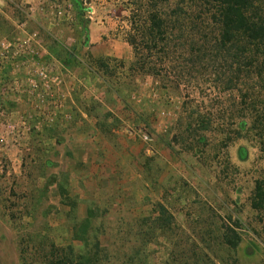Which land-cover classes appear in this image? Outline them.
Instances as JSON below:
<instances>
[{
	"label": "rangeland",
	"instance_id": "obj_1",
	"mask_svg": "<svg viewBox=\"0 0 264 264\" xmlns=\"http://www.w3.org/2000/svg\"><path fill=\"white\" fill-rule=\"evenodd\" d=\"M51 1L63 13L48 20L0 0V37L14 39L15 24L27 19L47 52L42 63L61 79L37 117L24 84L0 96L14 114L0 118V264H41L34 248L69 242L89 208L97 226L113 231L136 229L135 219L161 207L186 236L195 228L220 234L228 216L239 219L236 251L217 237L198 240L216 247L218 259L263 263L264 222L250 204L264 176L259 62L217 50L209 32L184 29L169 57L153 58L155 78L135 66L127 41L147 0ZM176 2L161 0V12ZM188 17L178 18L183 28ZM167 245L160 238L150 246L151 264Z\"/></svg>",
	"mask_w": 264,
	"mask_h": 264
},
{
	"label": "trees",
	"instance_id": "obj_2",
	"mask_svg": "<svg viewBox=\"0 0 264 264\" xmlns=\"http://www.w3.org/2000/svg\"><path fill=\"white\" fill-rule=\"evenodd\" d=\"M160 4L161 0H147L144 12L137 11V17L131 22L133 31L127 41L134 48L135 66H140L138 68L143 73L158 78L157 62L153 58L161 61L170 50L176 49L184 36L183 30L194 28L214 35L217 50L232 49L233 56L244 55L250 64L258 61L259 70H264V0H178L169 12H161ZM185 14H189V19L194 15L199 21L196 24L193 18L183 28L178 18ZM176 28L180 31L178 36L171 32ZM262 117L264 119V112ZM261 148L264 150V146ZM250 204L264 222V176L255 179ZM97 219L93 209L89 208L86 215L73 224L69 242H52L49 247L36 246L37 258L43 264H151L149 248L164 238L168 245L166 257L160 264H211V257L218 259L216 247L206 243L205 238L217 237L222 248L233 251L242 241L238 230L241 222L231 216L221 225L220 234L207 228H195L189 236L183 229L180 231L174 216L163 207L156 216L135 219L139 224L136 229L126 227L120 230L119 227L111 231L103 224L97 226ZM22 252L25 258L26 252ZM218 262L243 264L236 256H221Z\"/></svg>",
	"mask_w": 264,
	"mask_h": 264
},
{
	"label": "built area",
	"instance_id": "obj_3",
	"mask_svg": "<svg viewBox=\"0 0 264 264\" xmlns=\"http://www.w3.org/2000/svg\"><path fill=\"white\" fill-rule=\"evenodd\" d=\"M7 1L20 12H25L28 17H32L34 11H43L44 17L51 20L53 14L60 17L63 13V8L51 0ZM15 26L17 36L14 39L0 37V96L5 92H14L24 84L28 96L34 98L33 109L36 111L33 114L37 117V109L41 105L48 100L54 102V89L61 83V79L53 68L42 63V58L47 52L39 31L30 30L27 19L18 20ZM17 100L18 97L15 101ZM15 113L24 117V114L21 115L18 111ZM12 115V111L0 106V118L7 119ZM0 142H4L3 137H0Z\"/></svg>",
	"mask_w": 264,
	"mask_h": 264
}]
</instances>
